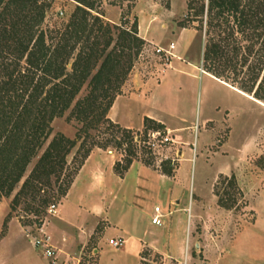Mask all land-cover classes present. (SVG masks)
<instances>
[{
    "label": "rangeland",
    "instance_id": "374dc122",
    "mask_svg": "<svg viewBox=\"0 0 264 264\" xmlns=\"http://www.w3.org/2000/svg\"><path fill=\"white\" fill-rule=\"evenodd\" d=\"M44 2L47 7L41 27L51 43L52 31L65 28L78 3ZM200 4L201 0L101 1L97 14L121 28L137 27L144 41L119 95L130 98L115 101L108 114L120 128L102 124L92 129L86 146L78 139L61 178L52 176L53 190L67 189V194L41 208L45 212L34 215L27 210L30 199H22L12 209L15 194L52 140L58 134L76 139L82 126L69 119L70 111L52 121V131L28 165L23 181L0 201V264H264V108L204 74L209 36L219 41L230 29H208L206 35L200 19L188 18L189 11ZM235 39L244 48L239 57L242 62L252 40L240 32ZM260 47L261 42L256 49ZM240 62L243 71L238 80L227 71L222 81L236 88L243 82L254 86L251 77L258 63L256 55L243 67ZM257 87L258 83L248 94L254 97ZM87 93L85 86L79 97ZM146 117L154 120L146 121ZM159 123L164 124V132ZM126 134L133 142L129 143ZM93 142L108 146H92ZM93 151L106 152L108 157L97 165L89 164L84 175L93 176L85 184L75 185ZM111 166L114 180L105 202L106 195L102 200L93 196L91 184L96 175L110 173ZM70 174L74 178L69 186ZM45 189L51 191V187ZM69 195L90 213L96 211L91 207L96 199L104 202L103 211L109 212L113 225L104 212L95 220L79 207H68L65 213L74 225L65 228L70 241L62 240L63 232L55 230L63 252L56 258L46 256L34 242L43 237L42 227L47 225L52 231L49 223L58 225L57 213L50 208L56 205L58 210ZM42 197L44 194L31 204L39 207ZM156 207L161 209L162 225L152 223ZM120 220L140 241L132 239L121 248L109 243ZM73 231L85 239H76Z\"/></svg>",
    "mask_w": 264,
    "mask_h": 264
},
{
    "label": "trees",
    "instance_id": "16d2710c",
    "mask_svg": "<svg viewBox=\"0 0 264 264\" xmlns=\"http://www.w3.org/2000/svg\"><path fill=\"white\" fill-rule=\"evenodd\" d=\"M75 1V12L64 29L52 31L49 43L41 27L47 7L44 0H0V201L10 197L23 181L56 117L70 111L69 119L82 124L76 139L58 134L52 140L15 194L12 209L22 199H30L27 210L34 215L67 194L63 188L56 193L51 181L53 175L58 180L63 175L78 139H83L86 146L92 129L102 124L120 128L108 114L144 45L137 27L121 28L96 13L102 0ZM188 18L194 22L200 19L206 35L208 29H230L219 41L209 36L205 45L206 70L220 80H224L225 72L232 71L237 81L243 71L239 69V57L244 48L235 39L236 33L252 40L240 63L243 67L256 55L258 63L251 77L255 83L243 82L238 89L248 94L258 83L253 95L264 103V0H201L198 8L189 11ZM259 42L261 47L256 49ZM85 86L88 93L79 97ZM149 120L154 119L146 117ZM159 126L164 132V124ZM126 139L129 143L134 140L129 134ZM92 146L108 145L93 142ZM92 146L87 148L81 165ZM69 178L70 186L74 176L70 174ZM41 194L44 197L35 207L31 203L35 204ZM37 222L42 225V221Z\"/></svg>",
    "mask_w": 264,
    "mask_h": 264
},
{
    "label": "crops",
    "instance_id": "0c3cea01",
    "mask_svg": "<svg viewBox=\"0 0 264 264\" xmlns=\"http://www.w3.org/2000/svg\"><path fill=\"white\" fill-rule=\"evenodd\" d=\"M174 48H176V46H174ZM183 60H185V59H183ZM172 63H174V62H172ZM188 64L195 66L191 62H188ZM204 74L205 75H209V76L213 77L214 79H216L217 81H219V82H221V83L229 86L234 91L238 92L241 96H243V98H245L247 100H250L252 102H255L256 104H258V105H260V106H262L264 108V103L261 102V101H259V100H257L253 96L242 92L238 88L231 86L230 84H228V83H226V82H224V81L216 78L215 76H213V75H211V74H209L207 72H204ZM122 98L129 99L130 97L119 96L117 98L116 102H119ZM116 102H115V104H116ZM227 111L229 112V110H227ZM146 116L153 117L151 115H146ZM227 116H229L228 113H227ZM113 120L115 121V119H113ZM160 120L161 119H159V121ZM161 121L164 122L163 120H161ZM205 121L207 123V120H205ZM128 128H130V127L128 126ZM170 131L172 132V130L169 129V133H170ZM107 157L108 156L106 155V152H105V154H100L98 152L93 151V153L90 155L89 159L87 160V162H86V164H85V166L83 168V171L81 172V175L79 176V182L77 181V183H75V185L85 184L84 182L88 179V177L91 178L93 176V175H90L89 176V174L84 175L85 168H87L89 166V164L93 163L94 165H97L99 163V161L101 162V160H104ZM110 171H109L110 173H107V174L105 173L103 177H101L102 174L96 175L97 180L93 184H91L92 185L91 187L93 189V192H92L93 196H98V197L100 196L99 198H100V200H102V197L101 196L102 195H106L105 202L108 199L107 196L112 192V189L110 188V185H111L110 183L114 180L113 175H112L114 173L113 172V169H112V166L110 167ZM82 177H83V180H81ZM101 179H102V181H100ZM91 181H93V180L91 179ZM103 203L100 204L99 202H97V199H96V202L94 204H91V207L93 208V210H96V211H92V213H90L88 210H86L84 208H81L82 204L78 202V200L76 199L75 196L72 197L71 195H69V198H67L65 200V205L59 206V209L57 210V214H56L57 215V224L58 225H54V224L52 225V224L49 223V225L50 226H53V228H54L52 231L50 230V227H47V225L44 226V231L50 236L51 243L57 249L58 254L60 252H63V249H62V246H61V241L60 240H57V238L55 237L56 236L55 230L56 231H58V230L62 231L63 232V238H62V240H65L66 242H69L71 237H70V234L67 232V229H65V228H69V226L71 228H74V225L72 223H70L69 220H68V218H67V215L65 213L66 208H68V207L78 208L79 207L78 210L81 213L87 214V215H90V216H93L95 220H96V218L97 219L98 218H102L103 215H104V213H105V217H107L106 220H108L109 224H111V226H112L113 224H112V221L110 219L109 212H104L103 211V209H104V207H103L104 204ZM106 204L107 203H105V205ZM109 209H110V206H109ZM82 225H84V224H82ZM108 228H110V227H108ZM108 228H107V230H108ZM73 230H75V229H73ZM73 232L77 236L76 239H78L79 237L81 238V240H84L85 239L82 233H80L78 231H73ZM112 238H123V239H125V241H126L125 246L128 243H130V241L132 239H136L137 242L140 241V236H135L132 233V231L130 230V228H128V227H126V226L123 225V220H120L119 221V226H118V229H117L116 236H113L110 239H112ZM96 252L100 253V250H97L96 249Z\"/></svg>",
    "mask_w": 264,
    "mask_h": 264
},
{
    "label": "built area",
    "instance_id": "2783aa9c",
    "mask_svg": "<svg viewBox=\"0 0 264 264\" xmlns=\"http://www.w3.org/2000/svg\"><path fill=\"white\" fill-rule=\"evenodd\" d=\"M50 212L56 214L57 213V206L52 205L50 208ZM155 212L156 213L152 219V223L156 224V225H162L163 224V222H162V216L163 215L161 213V209L159 207H156ZM41 233L43 234V237L41 239H36L34 242V245L38 248H43L46 256L56 258L58 251L53 246V244L51 243V238L44 231L43 227L41 228ZM109 243L116 248H121V247L125 246L126 241L123 238H112L109 240Z\"/></svg>",
    "mask_w": 264,
    "mask_h": 264
}]
</instances>
